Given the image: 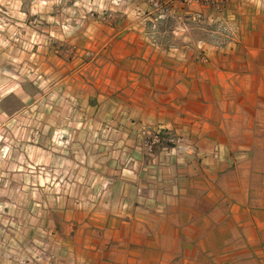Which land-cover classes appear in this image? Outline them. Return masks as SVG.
<instances>
[{
    "label": "rangeland",
    "instance_id": "374dc122",
    "mask_svg": "<svg viewBox=\"0 0 264 264\" xmlns=\"http://www.w3.org/2000/svg\"><path fill=\"white\" fill-rule=\"evenodd\" d=\"M248 9L264 16V0H0V250L55 245L68 214L168 176L192 147L144 117L124 60L189 46L209 63L193 42H232Z\"/></svg>",
    "mask_w": 264,
    "mask_h": 264
},
{
    "label": "crops",
    "instance_id": "0c3cea01",
    "mask_svg": "<svg viewBox=\"0 0 264 264\" xmlns=\"http://www.w3.org/2000/svg\"><path fill=\"white\" fill-rule=\"evenodd\" d=\"M247 14L232 42H193L209 63L189 46L124 60L144 117L192 147L168 176L115 210L63 217L55 245L1 248L0 264H264V16Z\"/></svg>",
    "mask_w": 264,
    "mask_h": 264
}]
</instances>
